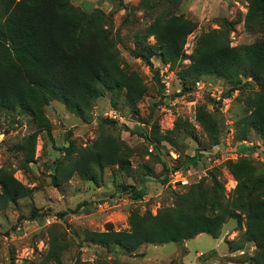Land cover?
<instances>
[{
	"label": "trees",
	"instance_id": "obj_1",
	"mask_svg": "<svg viewBox=\"0 0 264 264\" xmlns=\"http://www.w3.org/2000/svg\"><path fill=\"white\" fill-rule=\"evenodd\" d=\"M118 1L120 7L128 11L127 15L133 13L135 7L130 9L125 6V0ZM179 1L141 0L142 7L149 9L151 22L143 33L136 36L133 55L149 66H152L154 56H159L171 69L188 59L184 47L195 25L173 11ZM250 3L245 27L256 34L259 29L256 23L261 19L264 21V2L250 0ZM0 8V112H18L29 116L36 125L34 133L13 146L16 154L22 156L20 169H28L36 161L38 134L45 131L51 137L52 122L45 109L54 100L61 101L69 112L87 119L96 100L108 93L114 109H118L117 101L121 98L134 115L140 114L138 104L147 87L136 72L122 68L121 55L108 26L112 14L107 16L96 10L88 15L74 7L70 0H0ZM233 29V23L224 20L219 29L202 34L189 57L191 64L182 65L178 75L184 91L192 81L207 75L224 79L233 88L242 84L244 77L252 78L253 84L246 86L255 85L258 90L245 99L247 113L238 122V138L245 140L248 132L254 130L264 140V35L241 49L231 45L230 32ZM150 37L154 38V44L148 42ZM197 121L210 136L211 148L218 154V149H222L218 142L222 123L220 113L217 110L212 115L204 108H198ZM101 122L104 123L101 126L116 128L118 125L117 121L110 119ZM123 128L130 130L128 126ZM191 129L192 124L180 120L173 130L161 132L154 124L151 135L138 134L157 150L164 142L179 147L175 138ZM191 136L197 139L194 133ZM243 149L241 151H247L245 147ZM62 150L66 154L62 157L69 161L66 164L62 157V160L58 159V173L51 175L55 187L75 175L86 181H96L107 167L126 169L131 165L132 150L111 134L99 135L86 147L79 148L70 142ZM207 150L202 148L194 157L186 156L181 167L196 165L202 156L215 155ZM156 159L162 164L163 171L169 173L161 154ZM228 167L237 182L231 196H226L219 180L221 173L214 169L210 179L178 193L173 205L160 208L156 215L150 211L143 215L134 213L129 230L117 231L107 223L104 231H88L83 240L107 249L121 248L132 254L145 244L182 243L201 234L218 239L225 223L233 219L245 230L239 242H228L231 251H243L247 243H252L255 251L250 256L245 252V260L264 264V174H257L246 159L229 162ZM151 174L148 171L146 176ZM121 190L128 191V188ZM130 190L135 201L141 200L146 193L144 188L136 191L134 186ZM33 191L16 178L12 166L0 168V211L32 198ZM84 205L79 204L70 213H76ZM39 211L34 209L33 218L48 217V212L40 214ZM48 233L49 249L46 261L41 264L60 263L68 246L56 226L49 228ZM78 264L89 263L79 260ZM94 264L107 263L99 261Z\"/></svg>",
	"mask_w": 264,
	"mask_h": 264
},
{
	"label": "rangeland",
	"instance_id": "obj_2",
	"mask_svg": "<svg viewBox=\"0 0 264 264\" xmlns=\"http://www.w3.org/2000/svg\"><path fill=\"white\" fill-rule=\"evenodd\" d=\"M70 2L88 15L96 10L107 16L112 14V24L108 22V26L121 55L122 68L136 72L146 85L147 92L138 104V116L121 98L117 101L118 109H114L108 93L96 100L87 119L69 112L61 101L54 100L45 109L47 118L52 122L51 137L45 131L38 134L36 161L25 170L19 168L22 156L16 154L13 146L34 133L36 125L29 116L18 112H0V168L3 165L12 166L16 178L34 190L32 198L0 211V264H41L46 261L48 229L54 226L60 230V237L68 249L60 263L49 261L47 264H78L79 260L89 264L99 261L107 264H252L245 260L244 254L246 252V256H250L255 251L254 244L247 243L243 251H231L229 247L228 242H239L245 230L233 219L225 223L218 239L201 234L182 243L145 244L132 254L121 248L107 249L83 240L86 232L104 231L107 223H111L117 231L129 230L130 218L134 213L143 215L150 211L156 215L160 208L172 206L178 193L204 179H210L214 169L221 173L219 180L226 196H231L237 182L230 172L229 162L246 159L257 174H264V140L254 130L248 132L245 140L238 138V122L247 113L245 99L248 94L258 90L255 85L246 86L253 84V79L244 77L242 84L233 88L226 80L207 75L192 81L184 91L178 75L182 65L191 64L189 57L194 53L198 38L219 29L224 20L234 26L230 32L232 46L243 49L263 37V19L256 23V28H259L256 34L245 27L250 0H180L173 11L191 21L195 29L184 47L188 59L174 69L159 56H154L152 66H149L133 55L136 36L143 33L151 22L149 9L142 7L141 0H125V6L130 9L135 7L131 15L120 7L118 0ZM148 42L154 44L155 40L150 37ZM198 108H204L212 115L218 110L221 115L218 142L222 149H218L219 155L214 153L210 136L197 121ZM146 118L149 121L145 122ZM106 119L117 121V127L101 126L104 124L101 121ZM180 120L192 124L193 129L175 138L179 147L164 142L156 150L153 144L138 134L151 135L154 124L160 127L161 132H167L173 130ZM124 126L130 130H125ZM193 133L197 139L191 136ZM102 134L113 135L132 150L130 167H107L96 181H86L75 175L68 182L55 187L51 175L58 173V159L66 155L62 150L64 145L69 146L72 142L79 148L86 147ZM243 147L246 152L241 151ZM202 148L215 155L202 156L196 165L185 169L181 167L186 156L194 157ZM158 154H161L169 173L163 171L162 164L156 159ZM63 160L68 164L69 159L64 157ZM176 170L184 173L189 185L182 186L175 175ZM148 171L152 172L151 176H146ZM131 186L136 191L146 190L141 200L132 199ZM123 187H127L128 191L122 192ZM82 203L85 205L81 209L70 213ZM35 208L40 210V214L48 212V217L33 218ZM63 213L68 214L61 217Z\"/></svg>",
	"mask_w": 264,
	"mask_h": 264
},
{
	"label": "built area",
	"instance_id": "obj_3",
	"mask_svg": "<svg viewBox=\"0 0 264 264\" xmlns=\"http://www.w3.org/2000/svg\"><path fill=\"white\" fill-rule=\"evenodd\" d=\"M110 117H112V115H110ZM245 145L248 146L249 144H245ZM150 152H153L152 148H150ZM175 175L178 177V181L182 184V186L189 185V181L184 176V173L181 170H176Z\"/></svg>",
	"mask_w": 264,
	"mask_h": 264
},
{
	"label": "water",
	"instance_id": "obj_4",
	"mask_svg": "<svg viewBox=\"0 0 264 264\" xmlns=\"http://www.w3.org/2000/svg\"><path fill=\"white\" fill-rule=\"evenodd\" d=\"M55 173H56V168L53 169V174H55Z\"/></svg>",
	"mask_w": 264,
	"mask_h": 264
}]
</instances>
